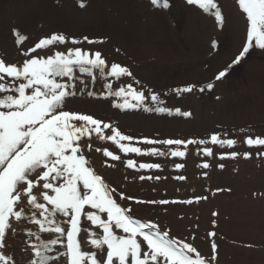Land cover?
Segmentation results:
<instances>
[{"label":"bare ground","instance_id":"obj_1","mask_svg":"<svg viewBox=\"0 0 264 264\" xmlns=\"http://www.w3.org/2000/svg\"><path fill=\"white\" fill-rule=\"evenodd\" d=\"M48 2L56 3L65 9L61 12L53 11L48 7ZM81 2L85 7H77V0H0V58L8 64L19 66L29 58L22 53L34 47L40 39L54 33L66 37L78 35L74 33L92 26L94 27L92 32L101 30L107 32L109 36L119 38L116 41L118 43L110 51H104L106 55L104 59L109 67L113 63L119 64L127 67L132 75L123 79L109 77L108 68H105L104 78H101L100 72L93 69L95 77L93 79L76 72L75 75L85 84L74 82L78 94L66 102L65 110L88 114L102 122L112 124L122 134L133 138L132 142L122 141L121 144L139 147L142 150L152 147L160 151L169 150L164 145L139 143L144 138L187 141L192 137L191 140L206 141L204 133L209 135L210 128H219L222 139H233L238 143L233 148H221L212 144L188 145L186 156L181 159L170 156H137L134 153L125 155L112 142L100 141L93 134L91 140L84 141L92 145L93 150L85 152L92 167L97 173L104 174L103 180L115 188L117 193H123L135 200L195 201L197 197H206L207 199L191 204H137L133 201L119 200L118 197L117 202L122 207L131 205V213L139 216L143 222L156 223L161 231L167 230L170 238L190 243L201 256L208 259L209 264H264V157L257 155L264 147L249 148L244 144L245 137H264V59L261 60V56L258 55L247 62L246 70L253 75L249 82L255 84V88L249 89L247 94L241 90L243 83L239 80L238 83H232L231 89L227 90L226 87L229 85L225 84L222 90H215L211 99L198 100L191 94L178 106L172 101L167 102L160 98L162 104H154L150 98L143 102L144 107L150 109L155 107L180 109L182 112H189V117L157 113L154 110L145 112L143 108L121 110L113 107V104H122L124 97H116L110 93L122 87L127 92L125 86L131 85L133 89L149 97V90L151 93L155 91L150 89L153 86H147L150 84L146 82L149 77L170 78L182 67H192L198 72L196 77L199 76L198 63L209 59L203 52L206 49L205 41L212 38L211 33L205 31V24L200 20L188 21V35L184 34V38L181 37L175 27L170 26L164 9L153 7L150 0H81ZM222 3L227 20L224 26L231 32L228 35L226 33L222 40L233 43L228 50L232 53L238 50L242 29L243 33L246 30L244 14L237 10L238 3L236 6L230 0H222ZM98 5H101L106 16L101 9H95ZM121 21L126 24H122ZM104 22L106 25L102 24ZM86 23L90 25L75 29L76 26ZM13 30L26 37L19 47ZM176 38L177 41H182L186 51L176 47ZM58 45L60 48L63 47L60 52H67L64 47L69 44ZM51 47L37 50L32 55L48 57ZM260 81H263V84L258 85ZM106 84H111V88L106 89ZM82 87L84 92L80 93ZM88 91H92L93 96H88ZM247 96L253 98V104L238 102L240 98L246 99ZM128 99L130 103H136L130 97ZM242 129L245 131L242 132ZM103 134L107 136L111 135V132L104 130ZM170 147L175 149L177 146ZM207 147L212 148L211 157H205L200 152L201 148ZM96 148L107 149L120 159L112 161L102 153L96 152ZM180 150L185 151L182 146ZM233 151L240 154L236 159L217 158L221 154ZM245 152L250 153V159L243 158ZM129 159L135 162L136 168L141 163L158 164L160 168L138 171L130 169L125 166V161ZM205 162L210 165L209 168L198 167ZM176 164H183L184 167L177 171L174 167ZM217 165L223 167L219 168ZM142 175L160 179L140 180L139 177ZM181 175L185 177L184 180L173 178ZM218 189L230 191H217ZM254 193L256 195H253ZM213 212L217 215L213 216ZM13 226L16 228V234H8L3 252L14 258V264H29L32 255L25 241L38 242L33 237L26 236L24 232L36 231V226L25 222H14ZM85 226L99 232L88 222H85ZM211 227L216 230L211 239H215L214 243L218 241L214 261L211 260V241L208 237ZM114 231L117 235H125L118 229ZM41 237L54 238L52 234L45 233H41ZM54 248L55 251L63 250L59 246ZM142 248L148 250L143 243ZM84 250H91L90 246L85 245ZM103 255L104 253H99L98 258L102 259ZM52 264H65V259L60 258Z\"/></svg>","mask_w":264,"mask_h":264},{"label":"snow or ice","instance_id":"obj_2","mask_svg":"<svg viewBox=\"0 0 264 264\" xmlns=\"http://www.w3.org/2000/svg\"><path fill=\"white\" fill-rule=\"evenodd\" d=\"M77 3L79 7H85L81 0H77ZM150 3L158 9L166 10L170 7L169 0H150ZM186 3L195 5L214 17L217 27L222 26L224 17L216 0H186ZM237 3L246 16L248 27L246 42L232 65L238 64L253 47L264 50V0H237ZM13 35L18 47L26 39L15 30ZM84 40L89 44L95 43L86 37ZM66 42L79 43L75 39L67 40L63 34L54 33L40 39L34 47L23 52L22 55L29 58L19 66L8 64L0 58V264H14V258L3 252L8 234H16L14 222L36 226V231L24 232L38 242L25 241L32 255L29 264H52L60 258L65 259V264H208L190 243L170 238L169 232L161 231L154 222L134 219L131 216L132 209L122 207L117 202L118 197L119 200L137 204H191L207 199L206 197H197L195 201H144L117 193L92 167L85 155V152L93 150L92 145L84 141L91 140L95 134L100 141L112 142L125 155L134 153L137 156H170L181 159L185 158L188 145L212 144L221 148H233L238 142L222 139L220 134H211L206 141L148 138L139 141L145 145H164L168 147V151H160L155 147L142 150L121 144L122 141L132 142L133 138L122 134L112 124L88 114L67 111L65 106L70 98L78 94L74 82L85 84L75 75L76 72L93 77L95 69L104 78V70L108 68L107 76L117 79L130 77L131 72L127 67L116 63L109 67L100 52L89 53L80 48L54 52L48 57L32 55L37 50ZM212 47L215 49V41ZM226 75L227 69L222 70L216 74L215 80L220 81ZM125 87L127 92L122 87L110 93L116 97H124L122 104L114 103L113 107L121 110L143 108L145 112L154 110L157 113L190 116L189 112H182L180 109L144 107L143 102L147 98L154 104H162L163 101L159 100L158 95L151 93V90L149 97H145L143 92L136 91L131 85ZM105 88L110 89L111 84H106ZM213 88L214 84L209 82L202 87L188 85L172 91L179 96L193 91H211ZM83 92L84 87L80 89V93ZM87 95L91 97L93 92L88 91ZM128 97L136 103H130ZM104 130H109L111 135L105 136ZM244 144L249 148L264 147V137H245ZM170 146L177 147L172 149ZM181 146L185 151L180 150ZM95 151L112 161L120 159L107 149L96 148ZM200 152L205 157L213 155L210 147L201 148ZM238 155L240 154L233 151L217 158L236 159ZM257 155L264 157V151L257 152ZM243 158L250 159V153H243ZM125 166L137 171L160 168L158 164L145 163L136 168L131 159L125 161ZM174 167L179 171L184 165L176 164ZM198 167L207 169L210 165L205 162ZM217 167L222 168L223 165ZM173 178L185 179L182 175ZM139 179L159 180L160 177L142 175ZM212 215L216 216L217 213L213 212ZM85 222L100 231L91 230L85 226ZM114 229L125 235H117ZM41 233L52 234L54 238L43 239ZM214 235L213 232L208 233L210 241ZM138 237L141 238L140 241ZM142 243L146 245L147 251L142 248ZM85 245L90 246L91 250H84ZM54 246L63 250L55 251ZM211 249V260L214 261L217 250L214 242H211ZM99 253H104L102 259L98 258Z\"/></svg>","mask_w":264,"mask_h":264},{"label":"rangeland","instance_id":"obj_3","mask_svg":"<svg viewBox=\"0 0 264 264\" xmlns=\"http://www.w3.org/2000/svg\"><path fill=\"white\" fill-rule=\"evenodd\" d=\"M216 2L218 3V6L224 17V21L221 27H217L214 17L204 13L203 10L199 9L195 5L187 4L186 0H169L170 7L164 10V14L166 16L167 21L170 22V26L175 27L177 34L180 35L181 37L183 36L184 38V34L188 35L187 26L189 25H187V22L188 21L195 22L196 20H200L205 24V29H206L205 31L212 34L211 37L214 38L216 47L213 50V54H211V51H209L210 46H212L211 42L209 41L208 43L209 39L205 41L206 49L205 52L203 53L209 59L207 60L204 59L205 61L198 63V70L200 71V75L197 77L196 74L198 72L194 71L192 67H187V68L182 67L181 69H178L176 73L172 74V76L170 77L172 78V81H170V78H165L164 76L163 77L155 76V77L147 78L146 82L151 84V85L147 84V86L148 87L153 86L150 87V89L153 90L155 89V91L152 93L158 95L160 99L166 100L167 102L172 101L177 106L186 96H189L191 94L198 100L206 99V98L211 99L213 97V93L215 90L216 91L222 90L223 88H225L224 87L225 84H227V86L229 85L228 87H226L227 90L231 89L232 83L233 82L238 83L239 80H242L243 85H241L240 88L241 90H244L246 94L249 89L252 90L253 88H255V84H250L249 82V80L253 78V75L248 73L246 70L247 62L251 61L252 58H255L258 55L261 56V60L264 59L263 52L259 51L260 49L253 47L250 49L249 53L238 64L232 65L233 60L237 55H239V52L236 53L235 52L236 50L234 51V53L228 52V50L230 49L229 46H231L233 43L228 42V44H226L222 40L223 36L226 35V33L227 35L228 33H230V30L227 29V26H224L226 25L227 20L223 12L222 0H216ZM147 3H149V1ZM48 7L56 12H61L63 11V9H65L63 6H59L58 4L51 2H48ZM77 7H79L78 4ZM149 7L150 9H153L152 6ZM95 9L100 10L101 5H98L97 7H95ZM101 10L103 11V14L106 16L105 11L103 9ZM121 23L124 25L126 24V22L124 23L123 21H121ZM102 24L106 25V22ZM88 25H90V23H86L82 26H76L75 29H80ZM93 28L94 27L92 26L87 29H83L74 33L78 35H73L69 37L65 36L67 40L75 39L79 41V43L72 44L70 42H66L65 44H69L70 46L66 45L64 48L66 50L80 48L81 50L84 51L100 52L102 55L103 54L105 55L104 51L107 50L110 51L114 47V45L118 43L116 41L119 38L109 36L107 32L101 30H96L92 32L91 30ZM55 29L59 30L58 28ZM85 37L88 40L95 41V43L92 44L87 43L84 40ZM242 38H243V30L240 34L239 45H241L242 43L243 40ZM175 40L177 41V38ZM65 44H62L61 46ZM176 47H179L180 49H184L186 51V48L184 47V45H182L181 40L177 41ZM61 48L63 49V47ZM61 48L58 44L53 45L51 47V52L49 56L53 55L54 52H60ZM242 48H243V43L241 45V49ZM222 59L224 60L221 61ZM229 65H232V67L229 68ZM222 68H224V70L227 69V75L226 77L222 78L220 81H216L215 76L222 70ZM123 78L124 77H120L119 79H123ZM223 79L225 80L224 82ZM209 82L214 84V88L211 91H207V90H205L204 92L193 91L191 93H182L179 96H177L172 91L173 89L182 88L188 85H195L196 87H202ZM259 84H263V81L258 82V85ZM217 85L219 87H217ZM238 102L239 103L241 102L240 104L248 103L249 105H251L254 103V100L252 97L247 96L246 99L240 98ZM210 131L217 132L219 131V128H210ZM206 134L207 133L205 132V135ZM185 136H189V135H185Z\"/></svg>","mask_w":264,"mask_h":264}]
</instances>
